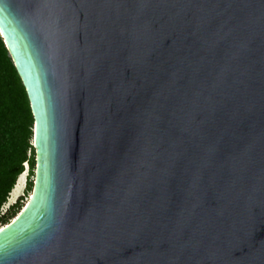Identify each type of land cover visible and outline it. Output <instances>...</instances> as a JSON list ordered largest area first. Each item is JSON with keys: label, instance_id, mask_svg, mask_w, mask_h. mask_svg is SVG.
Masks as SVG:
<instances>
[{"label": "water", "instance_id": "water-1", "mask_svg": "<svg viewBox=\"0 0 264 264\" xmlns=\"http://www.w3.org/2000/svg\"><path fill=\"white\" fill-rule=\"evenodd\" d=\"M33 116L0 264H264V0H0Z\"/></svg>", "mask_w": 264, "mask_h": 264}, {"label": "trees", "instance_id": "trees-1", "mask_svg": "<svg viewBox=\"0 0 264 264\" xmlns=\"http://www.w3.org/2000/svg\"><path fill=\"white\" fill-rule=\"evenodd\" d=\"M33 123L27 94L0 37V209L7 203L25 165L28 166L25 194L32 191ZM21 208L22 204L16 203L0 215V227L9 223Z\"/></svg>", "mask_w": 264, "mask_h": 264}, {"label": "rangeland", "instance_id": "rangeland-1", "mask_svg": "<svg viewBox=\"0 0 264 264\" xmlns=\"http://www.w3.org/2000/svg\"><path fill=\"white\" fill-rule=\"evenodd\" d=\"M24 173H25V175H24V185H23L22 191L20 193H18L17 198L14 201L10 202V201L7 200V203L0 209V215H3L9 209V207L13 206L16 203H19L20 205L22 204L21 210L28 203L29 198H30V194H25L26 179H27V175H28V166L27 165H25ZM33 178H34V176H33Z\"/></svg>", "mask_w": 264, "mask_h": 264}, {"label": "bare ground", "instance_id": "bare-ground-1", "mask_svg": "<svg viewBox=\"0 0 264 264\" xmlns=\"http://www.w3.org/2000/svg\"><path fill=\"white\" fill-rule=\"evenodd\" d=\"M24 175H25V173L23 172L18 177L16 185L13 188V190L11 191L10 196L8 198V201H10V202L14 201L17 198L18 193H20L22 191V188H23V185H24ZM29 199H31V193H30V198Z\"/></svg>", "mask_w": 264, "mask_h": 264}, {"label": "snow or ice", "instance_id": "snow-or-ice-1", "mask_svg": "<svg viewBox=\"0 0 264 264\" xmlns=\"http://www.w3.org/2000/svg\"><path fill=\"white\" fill-rule=\"evenodd\" d=\"M4 231V229H0V232H3ZM0 247H2V245H0Z\"/></svg>", "mask_w": 264, "mask_h": 264}]
</instances>
